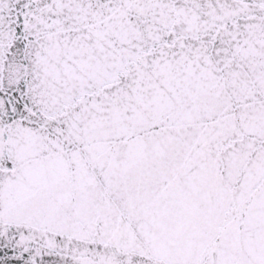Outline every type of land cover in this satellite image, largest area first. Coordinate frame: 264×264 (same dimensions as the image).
<instances>
[{
    "label": "snow or ice",
    "instance_id": "6c2138e0",
    "mask_svg": "<svg viewBox=\"0 0 264 264\" xmlns=\"http://www.w3.org/2000/svg\"><path fill=\"white\" fill-rule=\"evenodd\" d=\"M0 264H264V0H0Z\"/></svg>",
    "mask_w": 264,
    "mask_h": 264
}]
</instances>
